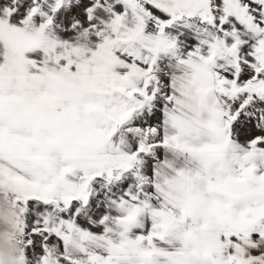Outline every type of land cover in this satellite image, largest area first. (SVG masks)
Here are the masks:
<instances>
[{
  "label": "snow or ice",
  "instance_id": "6c2138e0",
  "mask_svg": "<svg viewBox=\"0 0 264 264\" xmlns=\"http://www.w3.org/2000/svg\"><path fill=\"white\" fill-rule=\"evenodd\" d=\"M0 264H264V0H0Z\"/></svg>",
  "mask_w": 264,
  "mask_h": 264
}]
</instances>
